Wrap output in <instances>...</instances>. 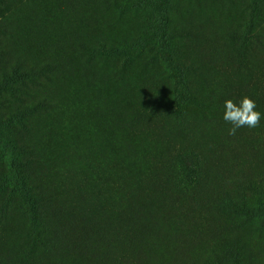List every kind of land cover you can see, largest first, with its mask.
<instances>
[{"label": "rangeland", "instance_id": "1", "mask_svg": "<svg viewBox=\"0 0 264 264\" xmlns=\"http://www.w3.org/2000/svg\"><path fill=\"white\" fill-rule=\"evenodd\" d=\"M13 69L49 106L0 115V184L31 142L43 218L0 192V264H264V0H0Z\"/></svg>", "mask_w": 264, "mask_h": 264}, {"label": "trees", "instance_id": "2", "mask_svg": "<svg viewBox=\"0 0 264 264\" xmlns=\"http://www.w3.org/2000/svg\"><path fill=\"white\" fill-rule=\"evenodd\" d=\"M0 78V109L1 116L6 118L10 125V131L14 134L33 135V127L31 124V116L38 107H47L49 103L43 99L37 98L35 92L30 86L27 78L34 79L36 73L25 72L20 73V70L13 69ZM34 84L39 85L38 80L34 79ZM17 152L23 156L17 160L12 173L16 174L14 186H8L7 177L0 184V192L6 195V200L2 203V209H18L22 213L29 214L35 218H43V210H41V199L37 196L36 187L30 184L33 182L30 177L22 178L21 171H26V168L33 164V144L31 142H23L18 145L15 141ZM31 149V150H29ZM20 203V205L18 204ZM115 264H120L116 262ZM190 264H194L191 262Z\"/></svg>", "mask_w": 264, "mask_h": 264}, {"label": "clouds", "instance_id": "3", "mask_svg": "<svg viewBox=\"0 0 264 264\" xmlns=\"http://www.w3.org/2000/svg\"><path fill=\"white\" fill-rule=\"evenodd\" d=\"M256 107L248 96H244L238 105L231 99L225 101L223 119L232 125L229 135H235L240 128L255 130L261 126V113L255 110Z\"/></svg>", "mask_w": 264, "mask_h": 264}]
</instances>
